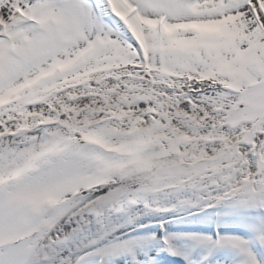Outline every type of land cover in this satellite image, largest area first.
I'll use <instances>...</instances> for the list:
<instances>
[{
	"label": "snow or ice",
	"instance_id": "obj_1",
	"mask_svg": "<svg viewBox=\"0 0 264 264\" xmlns=\"http://www.w3.org/2000/svg\"><path fill=\"white\" fill-rule=\"evenodd\" d=\"M0 264H264V0H0Z\"/></svg>",
	"mask_w": 264,
	"mask_h": 264
}]
</instances>
